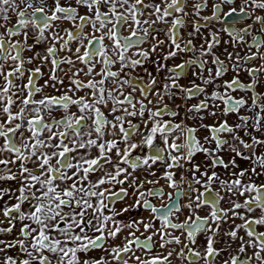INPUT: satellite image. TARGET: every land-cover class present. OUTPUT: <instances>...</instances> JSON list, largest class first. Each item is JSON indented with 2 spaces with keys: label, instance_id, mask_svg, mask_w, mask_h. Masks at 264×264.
Masks as SVG:
<instances>
[{
  "label": "snow or ice",
  "instance_id": "snow-or-ice-1",
  "mask_svg": "<svg viewBox=\"0 0 264 264\" xmlns=\"http://www.w3.org/2000/svg\"><path fill=\"white\" fill-rule=\"evenodd\" d=\"M207 4L208 0H200L192 5L197 19L189 37L219 20L222 4L230 6L224 13L227 16L239 11L251 17L249 9L264 10V0H243L239 9L235 0H222L212 6L211 16H201ZM75 5L61 0H52L51 5L48 0H0V20L8 22L12 13L18 22V27L0 23L4 30L0 32V183L13 181L17 185L0 187V264H171L174 255L187 259L185 249L203 264H216L225 251L215 246L217 236L229 221L234 227L225 235L238 240L239 245L237 254H230L223 264H264V231L253 227L264 226V183L252 180L264 176V153L256 154L264 139L253 134L264 135V116L259 112L253 117L240 115L242 109L250 111L257 106L264 112V105L258 104L264 96L255 90L264 63L245 67L256 59L264 61V40L254 37L249 45L240 32H230L229 42L245 45L247 52L244 56L236 53L235 59L229 53L236 75L218 85L216 81L230 70L213 52L220 44L219 35L204 38L199 49L192 39L184 42L178 35L185 20L176 14L189 15L185 0H75ZM80 7L86 8L87 14L81 15ZM200 20L205 23L201 25ZM58 21L71 22L74 30H58ZM255 22L264 25V16L256 15ZM158 24L170 25L163 61L184 53L194 56L171 68L153 60L157 71L167 69L169 75L162 88L152 92L155 77L148 88L138 89L133 82L139 77L132 74L164 45L155 36ZM29 26L36 30L31 38L34 43L29 42ZM121 28L130 32L123 40ZM250 28L240 31L248 33ZM106 39L112 42L111 47L105 44ZM149 39L155 43L145 50L140 45ZM41 42L49 45L42 55L33 52L34 44ZM71 42L77 44L74 49ZM133 48L137 49L136 58L128 55ZM25 52L33 54L25 56ZM208 57L213 67H207ZM37 60L39 65L27 67ZM44 65H50L47 78L39 83L45 76ZM185 69L203 84L193 79L192 86L185 88L180 83ZM240 71L248 73L249 83L241 82ZM208 85L216 90L208 93ZM49 88L56 94L46 93ZM238 91L253 93L251 107L243 96L233 95ZM198 94L204 98L188 106L186 114L200 123L185 126L183 121L175 122L172 118L180 112L166 98L174 104L177 95L191 100ZM218 114H236L239 122L230 125L218 119ZM165 116L169 119H163ZM208 117L216 123H203ZM200 128L209 132L204 144L197 137ZM158 140L163 147L158 146ZM145 148L149 150L145 154L133 155ZM93 149L96 155H92ZM222 152L232 155L225 161ZM197 153H203L208 162L194 163ZM237 158L249 161L251 168L230 171L239 168ZM158 163L165 169L161 177L153 167ZM217 168L228 171V178H222ZM177 170L190 178H177ZM161 179L179 196L188 197L183 207L171 194L169 203L160 207L148 199L164 194L162 188L144 190L145 184L155 186ZM185 183L187 189L181 187ZM129 197H134L131 204L119 209L114 206ZM205 207L207 215L202 216L199 210ZM141 209L149 215L120 219ZM184 209L188 212L185 219L176 222L173 218L178 220ZM257 210L260 215L252 216ZM236 219L243 223L235 224ZM241 229L245 235H238ZM199 235L205 240L203 252L190 247L198 244ZM118 239L120 243H114ZM170 246H179V250ZM156 247L166 254H156ZM94 250L107 255L92 258L88 254Z\"/></svg>",
  "mask_w": 264,
  "mask_h": 264
},
{
  "label": "flooded vegetation",
  "instance_id": "flooded-vegetation-1",
  "mask_svg": "<svg viewBox=\"0 0 264 264\" xmlns=\"http://www.w3.org/2000/svg\"><path fill=\"white\" fill-rule=\"evenodd\" d=\"M147 2V0H146ZM157 3L160 2V0H156ZM200 2V0H185V10L189 13L188 16H184V13H177V16H181L184 18L185 20V26L181 29H179L178 31V35L180 37H182V40L184 42H186L189 39L193 40V43L196 45L197 49H199V46L201 43H203L204 38H210L212 33H217L219 35L220 38V44L216 47L213 48V52L215 53L216 56H218L221 60L224 61L225 66L229 67V71L227 72L226 75H224L222 78L218 79L216 81V84H222L224 80H231L233 78L234 75H236L235 72H233L231 70V65H232V61H230L228 59L229 53L233 54V59H235V54L239 53L240 56H244L247 52V47L243 44L240 45H236L233 44L231 42H229L230 38H229V33H236V32H240L241 35L245 36V40L247 41V44H252L254 43L253 38H257V39H261L264 40V32L261 31V28H264V25H260L258 23L255 22V16L256 15H261L264 16V10H252L249 9V11L252 13L251 17H249L248 15H245L243 13H239V11H237V13L233 14L232 16H227L224 15V13H227L229 11V5L227 4H222V0H208V4L205 8H203L201 10L200 15L201 16H211L212 12H213V5L214 4H222V8H223V12L220 13V19L219 20H212V22L208 25L207 28H203L201 29V33L194 36V37H189L188 33L191 32L192 29V22L194 19H197L193 14L194 9L192 7V5L194 3H198ZM62 4H71L73 6L75 5V0H61ZM52 4V0H48V5ZM243 4V0H235V5L238 9L239 6ZM102 10L107 11V8L102 6ZM30 11V10H29ZM79 12L81 15L87 14V9L84 7H80L79 8ZM10 16V20L8 22L2 21L0 20V23H6L8 27H12L13 24H16L18 27V22L17 19L15 17L14 14L9 13ZM171 19V17L169 18ZM201 25H203L205 22L203 20L199 21ZM56 24H58V30L59 29H70V30H74V26L71 22L68 21H58L56 22ZM249 25H251V28L249 29L248 33H243L240 30L243 28L248 27ZM109 27H111V25H109ZM170 27L169 24H158L156 26V31H155V36L156 39L163 41L164 45L161 48H158L157 51L155 53L151 54L150 59L146 60L144 62V66L143 68H138L132 75L135 77H139L138 79L134 80L133 84L136 88H148L149 87V81L151 80L152 77H155L157 84L151 89L152 92H155L157 90H159L160 88H162L163 84L167 82V76L169 75L167 69L163 70V71H157L156 65L153 64V60L156 61H160L162 63H166L168 65L169 68L173 67L175 64L177 63H181L184 60L193 57L194 54L193 53H184L179 55L176 58H173L172 60H168V61H163L162 57L163 55L168 51V45L170 43L169 39H168V35H167V30ZM90 27L88 29H86V31H90ZM3 29H0V32H3ZM30 40V43H34L33 40L31 39L35 33V29L32 28L31 26H29V28L27 29ZM62 35H64V33H61ZM96 35H100V33H95ZM119 35L121 40H123V38L125 36L130 35V32L124 28H121L119 31ZM133 39H136V37H133ZM155 43V41L153 39H149L146 42H142V44L140 45L141 47H143L145 50H150L152 44ZM105 44L108 45L109 47H111L112 42L109 40H105ZM48 43L46 42H41L40 44H34L33 47V52H38L41 55L44 54L45 50L48 47ZM77 46L76 42H71V47L74 49ZM206 46V45H205ZM253 51H255V49H252ZM137 51V49L133 48L129 50L128 55L133 56V58H136L134 56V53ZM262 51H264V49H262ZM33 52H25L24 55L25 56H31L33 54ZM198 54V53H197ZM61 55H65V53H61ZM209 60V63L207 65V67H213V65L211 64V57L207 58ZM11 63V62H9ZM241 63H243V61H241ZM262 63H264V61H261L259 59L253 60L250 64L245 65V67H258L260 66ZM40 62L34 61V63L32 65H27V67H35L37 65H39ZM82 66V65H81ZM50 65H44L43 66V71L45 73L44 77L39 78L38 82L39 83H43V80L47 78V73L49 70ZM99 67V66H98ZM146 69V70H145ZM214 70V69H213ZM149 73H151V76L149 75ZM185 75H183L180 79V83L185 87H191V81L194 79L195 82L197 84H203V81L201 79H196L195 77L191 76V72L188 71L187 69H185ZM203 75L205 77H207L208 73L207 71H204ZM239 78L241 80L242 83L247 84L250 82L251 78L249 77L248 73L245 71H240L239 73ZM97 79H99V77H97ZM258 79L259 82L256 84V92L260 93L262 96H264V72L258 74ZM207 89L208 93H211L212 91L216 90L214 85H208L205 86ZM221 91L223 89H220ZM175 91V90H173ZM46 93L49 94H53L55 95L56 93L53 92V90L51 88L46 89L45 90ZM137 97H139V92L136 93ZM234 96H243L245 99L248 100V106L251 107V96L253 95L252 92H237V93H233ZM37 98H39V95L37 96ZM204 96L203 95H197L195 97H193L191 100H185L182 98L181 95H177L175 97V103L173 104L171 100H168L166 98V102H168L172 108L174 110H177L180 112V115L172 118L174 119L175 122L179 123L181 121L184 122L185 126H197L200 121L197 120H191L188 119V116L186 114V109L188 106L192 105V104H196L199 102V100L203 99ZM259 105H264V99H261L260 101H258ZM179 105V108H176V106ZM72 111H76V109L73 107ZM259 112L262 116H264V112L260 111V107H255V108H251L250 111H246L244 109L241 110L240 115H246L249 117H253L254 113ZM57 118H59L60 113H57ZM206 115V114H204ZM110 118V117H109ZM163 119L167 120L169 119V117L165 116L163 117ZM218 119L220 120H227L228 123L230 125H235L236 123H238V116L236 114H229L228 116H223V115H219L218 114ZM203 123L205 124H213L216 123V119H213L211 117L206 118ZM252 120H249V125H251ZM262 123H264V121H262ZM254 135H256L257 137H259L260 139H264V135H261L260 133H253ZM209 132L206 129L200 128L199 131L197 132V137L200 139L201 143L204 144V137L208 136ZM240 135L245 139V140H249V137L244 136L243 131H241ZM225 138L229 139V141L231 142V137L230 136H226ZM2 138H0V143H2ZM182 141H177V143H181ZM250 142V141H249ZM158 146L163 147V144L158 140L157 141ZM205 147H215L214 144L212 145H207L205 144ZM148 149H143V151L141 150H137L136 152L133 153V155H143L146 152H148ZM248 154H251V150H246ZM261 153H264V146H260L257 147L256 149V154L259 155ZM96 150L94 149V153H92V155H96ZM220 155H223L225 161H227L230 156L232 155L230 152H222L220 153ZM202 159L204 161H202ZM194 163L197 164H204V162H208L205 155L203 153H197L196 156L194 157L193 160ZM237 164L239 165V168L237 169H232L230 171H239L241 169H250L251 168V163L249 161H244L241 160L239 158H237ZM32 167V166H29ZM154 170L157 171V176L161 177L163 176L164 173V165L158 163V165H154ZM203 170V168L201 169ZM215 171H217L222 178H228L229 176V172L225 171L222 168H217L215 169ZM259 171V169H258ZM180 175H184L186 178H190L189 174L186 172H183L182 170H177V178ZM151 178V177H149ZM247 179V177L245 178ZM252 180H254L257 184H261L264 183V176H260V177H252ZM13 184H15V182L12 181ZM17 186V185H16ZM16 186H11L13 188H15ZM0 187H9V186H0ZM184 189H187V184H183L181 186ZM199 187V186H197ZM163 189V195L162 196H150L148 197L149 200H151V202L156 205L157 207H160L162 205L168 204L169 203V194H171V196L174 199L179 200V202L181 203V206L183 207L184 204H186L188 202V197L187 196H179L177 191L173 188H170L168 186V184L161 179L160 183L158 185H148L145 184V188L144 190L146 191L147 189ZM192 195L194 196L195 193H192ZM8 197H5V200H7ZM134 200V197H129L127 198L125 201H119L115 203V207L117 209L124 207L126 204H131ZM240 202H243V198H240ZM2 201H0V205H2ZM12 203H15V201L13 200ZM243 211V210H241ZM188 214L187 209H184L182 214H179L178 216V220L176 217H174L173 219L176 220V222H180L183 221L185 219V216ZM199 214L204 216L207 215V208H203L199 210ZM149 215V212L147 210H133L130 211L128 213H125L123 217H120V219H123L125 221L131 220L133 218L136 219H140L142 217H147ZM252 216H259V210H257L255 213L251 214ZM2 218V217H0ZM243 223L241 220L236 219L235 224H241ZM157 224H159V222H157ZM234 227V225L232 224L231 221H229L226 224L222 225V229L223 231H221L218 236H217V243H216V247L217 248H222L225 249L224 252L221 253V257L217 258L216 264H223V260L224 259H229V255H236L237 254V249H238V245H239V241H231L230 237L225 235V232H227L230 228ZM253 227H255L257 229V231H264V226H259V225H253ZM141 232H143V229H141ZM177 235H179V233H176ZM137 235H140V233H137ZM145 235H147V233H145ZM238 235H245V232L243 229L240 230V232L238 233ZM143 239V237H141ZM198 240V244L197 245H190V247H193L196 250H199L201 252H203V246L205 245V240L203 235H199L197 237ZM114 243L119 244L120 240H116ZM170 247H177V250H179V246H170ZM153 251L156 254H160L161 252H164V250L160 249L159 247H156L153 249ZM10 254H15V253H10ZM136 254L137 255H142V253L139 250H136ZM164 254H166V252H164ZM251 254V250H249V255ZM90 257L92 258H100L101 256H106L107 253H104L103 251L100 250H94L91 253L88 254ZM185 255L187 256V259L182 258V257H178V256H173L171 257V264H192V262H197V264H203L202 260H197L196 257L191 256L187 249H185ZM243 255V254H240ZM113 264H116L115 261H113Z\"/></svg>",
  "mask_w": 264,
  "mask_h": 264
},
{
  "label": "crops",
  "instance_id": "crops-1",
  "mask_svg": "<svg viewBox=\"0 0 264 264\" xmlns=\"http://www.w3.org/2000/svg\"><path fill=\"white\" fill-rule=\"evenodd\" d=\"M0 186H16V184H13L12 181H7V182L0 183Z\"/></svg>",
  "mask_w": 264,
  "mask_h": 264
},
{
  "label": "rangeland",
  "instance_id": "rangeland-1",
  "mask_svg": "<svg viewBox=\"0 0 264 264\" xmlns=\"http://www.w3.org/2000/svg\"><path fill=\"white\" fill-rule=\"evenodd\" d=\"M92 153H94V149L92 150ZM202 161H204V160L202 159ZM204 163H206V162H204ZM29 166H33V165L29 164Z\"/></svg>",
  "mask_w": 264,
  "mask_h": 264
}]
</instances>
